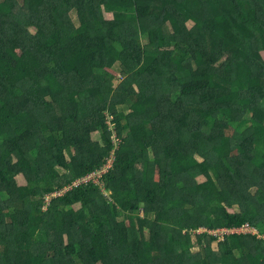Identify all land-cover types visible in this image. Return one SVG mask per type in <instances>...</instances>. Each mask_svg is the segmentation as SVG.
<instances>
[{
    "label": "trees",
    "instance_id": "trees-1",
    "mask_svg": "<svg viewBox=\"0 0 264 264\" xmlns=\"http://www.w3.org/2000/svg\"><path fill=\"white\" fill-rule=\"evenodd\" d=\"M0 264H264V0H0Z\"/></svg>",
    "mask_w": 264,
    "mask_h": 264
},
{
    "label": "rangeland",
    "instance_id": "rangeland-1",
    "mask_svg": "<svg viewBox=\"0 0 264 264\" xmlns=\"http://www.w3.org/2000/svg\"><path fill=\"white\" fill-rule=\"evenodd\" d=\"M106 18L107 19H112V16L111 15H106ZM72 19H73V22H74V24L76 25V26H78V21H77V16L75 15V13H73L72 14ZM118 130V129H117ZM117 130H115L114 132H113V138L115 139V140H117L116 139V131ZM137 167L138 168H141V165H137ZM206 179L204 178V177H201L200 178V181L201 182H203V181H205ZM95 181H97V179H95ZM17 182H18V184L20 185V186H22V185H24L25 184V182H24V179L22 178V177H20V178H18L17 179ZM240 229H242V228H240ZM236 231V230H235ZM238 231V230H237ZM239 231H248V229H242V230H239ZM199 232H203V231H193V233H199ZM217 233H219L220 235H224L225 233H227V232H225V231H220V230H217V231H215L214 232V234H217ZM213 247L215 248V249H217V243H214L213 244Z\"/></svg>",
    "mask_w": 264,
    "mask_h": 264
},
{
    "label": "built area",
    "instance_id": "built-area-1",
    "mask_svg": "<svg viewBox=\"0 0 264 264\" xmlns=\"http://www.w3.org/2000/svg\"><path fill=\"white\" fill-rule=\"evenodd\" d=\"M242 229H248V231H239V230H242ZM242 229H234V230H227V229H222V230H220L221 232L222 231H225V232H227V233H225V234H230V233H233V232H250V231H252V227H251V225L249 224V223H247ZM236 230V231H235ZM238 230V231H237ZM200 231H206V229H202V230H200ZM215 232V231H214ZM213 232V233H214ZM217 234H219V233H217Z\"/></svg>",
    "mask_w": 264,
    "mask_h": 264
},
{
    "label": "clouds",
    "instance_id": "clouds-1",
    "mask_svg": "<svg viewBox=\"0 0 264 264\" xmlns=\"http://www.w3.org/2000/svg\"><path fill=\"white\" fill-rule=\"evenodd\" d=\"M244 226H245V225H244ZM244 226H243V227H244ZM243 227H242V228H243Z\"/></svg>",
    "mask_w": 264,
    "mask_h": 264
}]
</instances>
